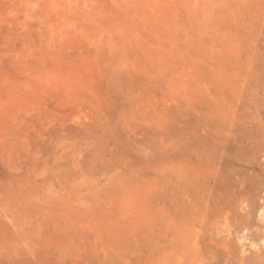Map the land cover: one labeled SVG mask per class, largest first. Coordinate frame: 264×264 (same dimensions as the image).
Here are the masks:
<instances>
[{
    "label": "rangeland",
    "instance_id": "1",
    "mask_svg": "<svg viewBox=\"0 0 264 264\" xmlns=\"http://www.w3.org/2000/svg\"><path fill=\"white\" fill-rule=\"evenodd\" d=\"M0 264H264V0H0Z\"/></svg>",
    "mask_w": 264,
    "mask_h": 264
}]
</instances>
